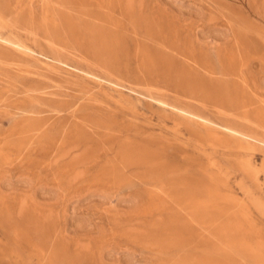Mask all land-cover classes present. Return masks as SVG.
Instances as JSON below:
<instances>
[{"label": "rangeland", "instance_id": "rangeland-1", "mask_svg": "<svg viewBox=\"0 0 264 264\" xmlns=\"http://www.w3.org/2000/svg\"><path fill=\"white\" fill-rule=\"evenodd\" d=\"M55 1L56 2H54V0H0V16H4L2 18L0 17V43H2L0 44V154L2 152L3 154L1 155H4L2 158L4 162L0 159V177L2 174H7L6 176H10L13 183L14 181H17L18 178H32L37 186H43L47 189L46 191H43L46 195L49 193L48 190L50 188L60 184L64 186V197L58 202H52V204H41V206H39L36 204L34 205L32 202H26L22 206V186L16 187L14 189L15 191L10 194L11 196L9 195L10 197H7L8 200L6 198L7 202L5 203V209L10 211L13 219L12 224H9L11 230L8 229L12 238L9 237L8 239V235H5L6 232L4 230V226L0 225V243L2 244H0V251H3L0 252V264H58V262H56L58 259L55 258V256L59 253L63 255H66L67 253V260L70 259L69 261H75L74 264H91V262L93 263L94 261L95 262L93 264H124V261L127 264V261H129L128 259L130 258H132V262L130 261L129 264H166L167 261H170L179 255L188 256L192 253L200 254L204 251L209 254H215L224 245L222 243L223 240L232 242L236 239L243 240L249 244L251 243V245L255 246V249H257L258 255L256 258L251 256L247 251L248 246H239L234 250L228 248L227 251L231 259L229 261L230 264H264V148L262 150V148L257 146L256 149L254 147L255 145H252L248 146L251 150L247 146L246 149H244V152H247L249 155L247 159L251 162L252 170L259 172L258 178L255 180L250 173L247 171L246 173L245 170L241 169L238 157L230 151H223L222 149H219L220 151L218 150V152H214L211 149H207V151L196 150L193 146L194 140L188 131L184 130V135L181 139L178 137L172 141V144L169 145L162 155H160L161 158H166L167 161L175 163V166H179L178 168L183 169L186 168L183 161L184 158L192 157V155L195 154L193 158L199 159L201 162L199 161V164L197 163L199 166L196 168L190 166L192 169L189 168V170L192 173L195 175L198 174L197 170L199 167L201 168L202 163L212 162L216 164V168L215 170L213 169L212 172L210 171L209 174H215L216 176L222 178V180H224L228 185L224 188V192H226L228 198L227 200L221 202V206L229 212L231 220L226 222L231 225L225 232H223V235L217 233L212 235L209 233L211 231L207 232L206 228H202L200 225L192 222L189 218L190 216L182 207L183 202H180L179 200V197L184 191V187L181 186L180 188H177L178 192H175L174 189L169 186H165L166 191L158 189L160 183L157 184L158 181L156 182L154 179L150 180L151 178L149 174L151 175L152 173L151 169H149L150 166L128 163L125 161L126 159L121 153L123 150L121 145L125 142L126 135L114 132V130L110 128V123L104 122L105 124L103 125H96L95 123L92 124L90 122V119L95 120L97 112L104 111L106 114L109 113V115L113 117H115V115L120 116L115 118L122 117L123 120L119 119L120 122L123 121L126 124L150 126L151 123H155L160 126L166 124L168 127L174 128L177 126L179 120L173 114L171 115V112L165 111L157 99L161 98L159 96L160 94L167 91L169 94L176 96L177 99L179 98L182 100V98L184 99L185 93L182 92L180 95L181 91L177 90L172 85L170 86V84L166 81L165 83H163L164 81H160L158 83L151 81L146 82L145 80L135 78L131 75L115 72L116 74H119L116 75L113 72L116 75L115 76L112 74V71H108L103 67L100 68L99 63L94 61L92 56L85 51L84 45L79 42V39L76 41L72 40V43H66L62 40L59 43H55L56 47L51 43V48H49V41L44 32L40 31L42 32L40 33L33 31L32 33V28H29V26L24 24H19L21 26L19 28H15L16 30L9 26V24L12 23L11 18L14 15H24L28 12L29 16H24L29 18L31 16L29 14L31 13V6L33 7V16L35 19L40 18L42 15L43 17L44 15L45 17L48 16L50 19L55 15H59L58 11L61 10L64 12L61 11L60 14L64 13L76 15L78 12L85 9L83 8V5L86 3L85 0H69L67 5H65L64 3L62 4L63 1L58 3V1L61 0ZM143 1L146 6H148L150 12L160 9L162 4L167 5V0ZM171 1L173 2V6H175V8L178 9L179 7H183L181 11V19L185 24L186 32L189 35L195 36L196 33L199 32L197 35L202 37L203 33L206 31L210 30V35H213L212 33H219L220 30H222L223 32L221 31L220 33H227V38L229 39L228 41H231L229 44L233 45L237 43L238 39H240L243 34L241 29L245 26H253L256 30H260V34L258 35L255 30L253 31L254 33H249V35L253 38H258L257 40L260 44L264 43L262 40V38L264 39V0ZM23 2H25V5ZM46 3L49 5H46ZM59 4H62V6H59ZM53 9L57 11H54ZM94 9H96V6L94 5H88L86 7V10L88 11H93ZM183 9L189 12L187 13L186 11H183ZM42 10L47 13H43ZM190 10L193 14H191L192 12ZM184 12L186 13L184 14ZM50 15H52V17ZM115 15L117 18L121 19L123 26L126 28L124 31V39L126 38L128 44H130L133 49L137 43L145 41L151 43L152 45H157L156 42L147 40L146 32L144 30L142 31L140 29L139 31V29H134L133 25H131L132 23L130 24L131 20L121 11H118ZM197 15L199 17H197ZM83 16L85 18L88 17L85 15ZM5 17H7V19ZM186 17L189 18V20ZM89 25L92 27L93 23L89 22ZM217 28L220 30H217ZM7 29H9V31H7ZM224 30H227L228 32H224ZM9 32L12 40L9 39ZM206 34L208 35L209 32H206ZM228 35H230L233 42L230 40ZM17 37H19V39ZM208 39V43L211 45L215 41L214 36H211ZM10 40L14 42V45ZM214 49L215 48H212L210 51L213 57H216L214 56L216 55V49ZM198 54L199 53L194 56L191 55L190 58L185 57V59L184 57H181L178 59L182 62H180V64L188 69H194V72L210 74L206 71L205 65L209 68H211V66L213 68L214 65L204 62V59L200 56L201 54ZM95 63H97V65ZM262 63V60L258 58V56H255V58L250 62L249 67L245 70H248V73L244 71V74H240V72H238L236 75L228 76L217 74L212 77L222 78L223 81L226 80L229 84H233L235 82L233 85L240 89H252L254 90L252 93L254 92L253 94L255 96H261L259 98H262L264 97V90H262V88H264V65ZM197 67L202 70L196 71ZM102 71H108L109 75L108 72L102 73ZM251 71H253L254 74ZM250 73L251 75L248 76ZM255 79H259L257 82H261L263 84H258ZM255 82L256 84L254 85ZM257 86L259 89L261 88V92ZM170 87L172 88L170 89ZM154 94L157 96H154ZM199 105L202 106L200 103ZM211 107H213V110L210 109ZM200 109L206 116L215 121H231V117H234L233 119H240V116L243 115L242 111L233 108H228L226 111H222L223 109L215 107L212 103H207L206 106H202ZM218 111H221L220 114ZM213 113L215 118H212ZM226 113L229 114V117H226ZM218 115L223 116L220 118ZM124 118H126V120ZM159 125L157 127V131H161ZM250 129L260 136L264 135V128L261 126L255 125V127ZM5 157L6 160L4 159ZM148 169L149 171H147ZM144 175L145 177L147 176V180L146 178H143ZM113 176L120 179L119 182H117L119 184H116L115 180H108V177L111 178ZM123 177L126 178V181L123 180ZM97 187H105L107 189L113 188L115 191V197L113 200H116L118 197H130L136 195L138 192H144L146 189L150 188L148 193H153L156 199L170 200L166 201L167 204L169 203L168 205L171 209L168 207L169 209L165 211L164 218L166 217L167 219L165 218L164 221L168 222L169 220L170 228L173 225L172 222H174L175 226H173L175 229L177 227L178 228L175 230L174 227H172L169 234H163L160 229H153V227L149 225L150 222L148 223L145 220H141L142 223L137 220L136 222L134 217H131L130 215L115 212L112 208V204H105L104 206L101 205V207L95 205H89L90 207H87L88 205H86L85 207L82 206V204L80 205L75 202L76 200L83 198L90 189ZM168 189H171L170 192ZM174 194L179 196L177 197L179 200L177 202L179 204H177V202L176 204L173 203L170 195L173 196ZM67 202H69L67 215H70L68 218H65L63 214L64 206L65 204H68ZM73 203L74 205H77L75 213L71 210V205H73ZM27 206L29 209L26 208ZM48 206H50V208ZM27 212H29V214ZM39 214L42 215V217ZM78 214H80L79 216L88 215L85 217L89 218L90 226H92V232L95 233H93L94 235L91 233L88 237L85 235L80 237V234L75 231L73 221L74 217L78 216ZM124 215L126 216L123 217ZM47 216L51 219V221L50 219L48 220ZM33 217L43 218V220L41 219V221H43L42 224ZM46 220H48L49 223ZM235 220H238L239 222L236 223ZM32 221L35 223H32ZM46 222L50 225H48L49 227L47 226L49 230L48 228L45 229V233L43 229L46 227ZM40 224L42 228L39 227ZM34 225H37L38 229ZM184 225L186 226L185 229ZM146 227H148L147 230L152 229L153 232L155 231V236L152 231H148L146 233ZM20 229H26L27 232H30L27 234L26 232H23V230L20 231ZM137 229L139 234L145 233V236L141 234L139 236V234L136 233ZM140 229H142V232ZM51 230H54V233L52 231V233L55 234L54 237L51 235L52 233L49 234ZM119 232H122L121 237L119 236L121 234ZM126 232L128 234L132 233V237H129ZM181 232H183V235ZM22 233H26V236H23ZM135 233L137 235H135ZM16 234H18L19 237H17ZM44 235H46V237ZM56 235L59 236L57 237ZM114 235L115 237H113ZM187 235H189V237L193 235L190 238L191 240H194H192L194 242V246L186 247L188 250L185 248L178 249L177 247L163 250V248L159 247L158 242H163L164 240H174L180 238L181 236L182 240H185L186 237L188 239ZM27 236L31 238V240ZM38 236H40V241L37 240ZM22 237H25L23 238L26 240L25 243L24 240L21 239ZM26 237L31 241V243L35 240L34 243H32L34 245L30 242V244L27 243L29 240ZM47 237H50L48 238L49 240H45ZM147 237L149 239H147ZM14 238L15 242L13 241ZM144 239L149 241H145ZM92 240L93 242H91ZM46 241L50 242V246L54 242L52 248L49 246V242L46 243ZM64 241L67 244L64 243ZM41 242H43L46 247H44ZM56 243L62 247V251ZM28 244L30 246H28ZM55 244L56 246L54 247ZM204 244L205 246L202 247ZM78 247L81 248L79 251L83 254L78 252V250V253L76 252L77 254H74L75 252L73 251L78 249ZM82 247L84 248L82 249ZM47 248H51L49 249V252L51 251L50 253H48ZM67 248H69V252L66 251L68 250ZM52 249H54L55 252L52 251ZM84 249H87L88 251ZM40 250L41 252H39ZM89 250H91L90 252L92 253L94 252L96 258L89 252ZM127 253H131L130 255L133 257H129L130 255H127ZM105 255L107 256L105 257ZM244 256L247 258H244ZM86 257L90 258L86 259ZM43 258L45 260L49 259V261L51 259L53 260L48 263Z\"/></svg>", "mask_w": 264, "mask_h": 264}, {"label": "bare ground", "instance_id": "bare-ground-1", "mask_svg": "<svg viewBox=\"0 0 264 264\" xmlns=\"http://www.w3.org/2000/svg\"><path fill=\"white\" fill-rule=\"evenodd\" d=\"M25 1H27V0H25ZM54 2H56V1L54 0ZM60 2H62V4L64 3L65 5H67V2H69V0L58 1V3H60ZM85 2H86L85 5H83V8H85V9L81 10L76 15L64 14V13L60 14V12L62 11L61 10V11H58L59 15H55L53 18L49 19L48 16L45 17V15H44V17H43V15H42L41 16L42 18L41 17L37 18L38 20L35 19V17L33 16L34 12L32 9L33 7L31 6V13H29L31 16L29 18H26L29 16L28 12H26V14H24V15H26V17L24 15H20V14H18L19 16L14 15L11 18L12 23L9 24V26L12 27V29L16 30L15 28H19L21 26L19 24H24V25L29 26V28H32V33H33V31L44 32V34L47 35V36L46 35L45 36L49 41V43H48L49 48H51V43L55 46V43H59L62 40H64L66 43L67 42L72 43L73 41H76L77 39H79V42H81V44L84 45L85 51L92 56L94 61L99 63L100 68L103 67L104 69H106L108 71H112V74H114L115 72L116 73L120 72V74L123 73L125 75H131L135 78L145 80L146 82L151 81V82L158 83L160 81L161 82L164 81L163 83H165V81H166L168 84H170V86L172 85L177 90H180L181 91L180 95L182 92H184L185 95H184V99L182 98V100L179 98L177 99L176 96L169 94L167 91L160 94L159 96L161 98L157 99L159 104L161 105V107L165 111L171 112V115L173 114L179 120V122L177 123V126L174 128H170L166 124H163L162 126H160L159 124H155V123H151L150 126H137V125H132V124H126L123 121L120 122L119 119H122V117L121 118H115V117H120V116L115 115V117H113V116L109 115V113L106 114V112H104V111L97 112L95 120L90 119V122L92 124L95 123L96 125H103V124H105L104 122L110 123V125H111L110 128L112 130H114V132L122 133V134L126 135V140L121 145V148L123 149L121 151V153L124 156V158L126 159L125 161L128 163L142 164V165L150 166L149 169H151L152 173H151V175L149 174L151 179L150 178H148V179H150V180L154 179L156 182L158 181L157 184L160 183L159 184L160 186L158 189H160V190H165V188H166L165 186H169L170 188H173L175 192L176 191L178 192L177 188H180L181 186L184 187V191L182 192V195L180 197L178 195H175V194H174L175 196L170 195L173 203L176 204V202L180 200V202H183L182 207H183L184 211H186L188 213V215L190 216L189 218L192 220V222L200 225L202 228H206L207 232L211 231L209 233L212 235L216 234V233L223 235V232H225L231 225L230 223L226 222L228 220H231V216H230L229 212L223 206H221V202L227 200V198H228V195L226 194V192H224V188L227 187L228 185L224 180H222V178L216 176L215 174L214 175L209 174L210 171L212 172L213 169L215 170L216 164L212 163V162L211 163L210 162L202 163L201 168L199 167L197 170L198 174L195 175L194 173H192L189 170V168H191L190 166L195 167V168L199 166L198 162L200 160L193 158V156L195 154L192 155V157L184 158L183 161L185 163L184 165L186 168H183V169L178 168L179 166H175L176 165L175 163L167 161L166 158L165 159L161 158L160 155H162V153L165 152V150L169 147V145L172 144V141H174L178 137H180V139H181L184 135V130H185V131H188L190 133V135L192 136V139L194 140L193 146L196 150L207 151V149H211L214 152H218L219 149H222L223 151L228 150L231 153H233L236 157H238V159H239L238 161H240L239 166L241 167V169L245 170V172L247 171L248 173H250L251 176L253 177V179L257 180L259 172L256 170L255 171L252 170L251 162L249 159H247V157L249 155L247 152H244V149H246V146L248 147V146H252V145L253 146L255 145L254 146L255 148L257 146H259L260 148H262V150L264 148V135L260 136L257 133H255L254 131H251V129H250V128L255 127V125L261 126L264 128V99H262L264 97L259 98L261 96H258V97L255 96L253 94L254 92L252 93V91H254V90H252L251 87H250L251 90L246 89V88L240 89V88L236 87L235 85H233L235 82L233 84H229L228 82H226V80L223 81L222 78H219V77L213 78L212 77L213 75H217V74L228 75V76L229 75H236L238 72H240V74L241 73L244 74V71L247 69V67H249L250 62L255 58V56H258V58H260L262 60V62H263L262 64L264 65V43L260 44V42L257 40L258 38L256 39V38H253L251 35H249V33H252L256 29L253 26H245L243 29H241L243 34L241 33L242 35H241L240 39H238L237 43L231 45V44H229V42H231V41H228L229 39L227 38V33L226 34L220 33L222 30H220L218 28H217V30H220V32L215 33V34L212 33L213 35H210L211 34L210 30L206 31V32H209L208 35L206 34V32L203 33V31H202V33H203L202 37L200 35H197V33H199V32H197L195 36L187 34L185 24L183 23V21L181 19V13H182L181 11H182L183 7L182 8L179 7L178 9L175 8V6H173V2L171 0H167L166 1L167 5L162 4L160 9H157V10L152 11V12H150L148 6H146V4L144 3L143 0H85ZM23 3L25 5V2H23ZM54 4H56V3H54ZM62 4H59V6L60 5L62 6ZM168 4H169V6H168ZM46 5H49V4L46 3ZM50 5H51V3H50ZM88 5H94V6H96V9H94L93 11L92 10L88 11L89 9L86 10V7ZM178 6H180V5H178ZM23 7H25V6H23ZM45 7H47V6H45ZM18 9H20V8H18ZM21 10H22V8H21ZM25 10H26V8H25ZM54 11H57V10H54ZM118 11H121L124 15H126L131 20L130 24L132 23L131 25H133L134 29H139V31H140V29L142 31L144 30L146 32L147 40L152 41V42H156L157 45L155 46V45H152L151 43H148L145 41L142 43H137V45L133 49L130 46V44H128L126 38L124 39V31L126 30V28L123 26L121 19L117 18V16L115 15ZM183 11H186V10L183 9ZM40 12H41V10H40ZM42 12L45 13V11H43V10H42ZM62 12H64V11H62ZM186 12H184V14ZM40 14H39V16H40ZM48 14H50V13H48ZM191 14H193V12ZM83 15L88 16V17L85 18ZM50 16L52 17V15H50ZM0 17L2 18L4 16H0ZM197 17H199V16L197 15ZM5 18L7 19V17H5ZM187 19L189 20V18H187ZM89 22L93 23L92 27L89 25ZM24 25H22V26H24ZM5 30H3V31H5ZM7 31H9V29H7ZM197 31H198V29H197ZM225 31H227V30H224V32ZM259 31L260 30L257 29L255 32L258 33V35H259L260 34ZM11 32H12V30H11ZM42 32H40V33H42ZM133 33H134V31H133ZM211 36H214V39H215V41L213 40L214 42L212 45L208 43V40H209L208 38ZM228 36L230 37V35H228ZM9 37H10L9 39H11L10 32H9ZM17 38L19 39V37H17ZM230 40H232L231 37H230ZM262 40L264 42L263 38H262ZM2 41H5V40H2ZM16 42H18V41H16ZM232 42H233V40H232ZM13 43L14 42H12V44ZM0 44H2V43H0ZM34 44H36V43H34ZM15 46H18V45H15ZM8 48H10V47H8ZM20 48H21V46H20ZM212 48L216 49V52H215L216 55H214L216 57H213V55L211 54L210 50ZM25 49H27V48H25ZM197 53H199L198 55L201 54L200 56L204 59L203 60L204 62L214 65L213 68L211 65H210L211 68H209L208 66L206 67V65H205L206 71H208L210 74L197 73V72L193 71L194 69L193 70H191V68L188 69V68L184 67L182 64H180L181 60H179V59L181 57H184V58L189 57L190 58L191 55L194 56ZM195 58H193V59H195ZM58 60H56V61H58ZM97 63H95V64L97 65ZM93 64H94V62H93ZM198 68L199 67H197L196 71L202 70V69H198ZM108 71H102V73H107ZM247 71H245V72H247ZM251 72L253 73V71H251ZM108 75H109V72H108ZM116 75H119V74H116ZM249 75H251V73L248 74V76ZM243 76H242V78H243ZM257 78H260V77H257ZM230 79H232V78H230ZM241 81H243V80H241ZM257 81H259V79H257L256 82ZM256 82L254 83V85L256 84ZM257 83L260 85L263 84L261 82H257ZM151 87H153V86H151ZM260 87H262V86H260ZM171 88L172 87H170V89ZM258 89H259V87H258ZM262 90H264V88H262ZM260 92H261V90H260ZM150 93H152V92H150ZM155 94H154V96H157ZM151 96H153V95H151ZM199 103L202 106H206L207 103H212L215 107L223 109L222 111H226L228 108H233V109L242 111L243 115L241 114L242 116H240V119H233L234 117H231L232 119L229 118V119H231V121H228V120L215 121V120L211 119L210 117L206 116L202 112V110L200 109L202 106H200ZM210 109L213 110V107H211ZM215 109H217V108H215ZM220 112H219V114H220ZM222 113H224V112H222ZM228 113H230V112H228ZM124 114H126V113H124ZM208 115H210V114H208ZM213 115H214V113L212 114V116ZM228 115L229 114H227L226 117ZM121 116H123V115H121ZM221 116H223V115H221ZM221 116H219V117L221 118ZM212 118H215V117L213 116ZM124 119L126 120V118H124ZM138 125H139V123H138ZM158 125L160 126L159 128H161V131H157ZM39 128H40V126H39ZM105 128H108V127H105ZM40 130H38V131H40ZM34 132H35V130H34ZM188 132H186V133H188ZM253 150H254V148H253ZM1 154H3V153L1 152ZM222 154H224V153H222ZM263 154H264V152H263ZM3 156L2 155L0 156V159L2 160V162H4L2 159ZM4 159L6 160V157ZM0 163H1V161H0ZM234 163H236V162H234ZM193 165H197V166H193ZM149 169L147 171H149ZM263 169H264V166H263ZM216 171H218V170H216ZM250 174H248V175H250ZM6 175L2 174V176L0 177V225L4 226V230L6 232L5 235L6 236L8 235V239H9V237H11L12 235L10 234V231L8 229L11 230L9 224H12L13 219H12L10 211L5 209V203L7 202L6 198L11 196L10 194L15 191L14 189L16 187L22 186L21 187V195H22L21 201L23 202V203H21L22 206L26 202H32L34 205L36 204V205L41 206V204H49V203L52 204V202L54 203V202L60 201L64 197V188H63L64 186H62L60 184L61 186L57 185L55 187H52L48 190L49 193L46 192L47 193V195H46L43 193V191H46L47 189H45V187H43V186L42 187L37 186L36 183H34L32 178H26V177L18 178V180L14 181V183H13L10 179V176L7 177ZM112 175H113V172H112ZM220 175L222 176L221 173H220ZM114 176H115V174H114ZM140 176H142V175H140ZM113 177H111V178L108 177L109 178L108 180H110V179L115 180L116 184H119L117 182H119L120 179L114 177V178L118 179V180H116ZM146 177L144 175L143 178H146ZM125 179L126 178H124L123 180H125ZM146 180H147V178H146ZM120 183H121V181H120ZM149 189H146L144 192L143 191L138 192L136 195H133L130 197H126V198L118 197L116 200H113V198L115 197V191L113 190V188L107 189L105 187H97L94 189L93 188L90 189L89 192L83 198L78 199L75 202L79 203L80 205L82 204V206H85V207H86V205H88L87 207H90L89 205H95V206L101 207V205L104 206L105 204H109V205L112 204V208L114 209L115 212H117V213L119 212V214L123 213V214L130 215L131 217H134L135 221L137 220V221L141 222V220H145L148 223L150 222L149 225L151 227H153V229L157 228V230L160 229L161 233L169 234V232H171L170 229H172V227L175 226L174 222H172L174 226L172 225V227L170 228L169 220H168V222L164 221V219L166 218V217L164 218V213L167 209L170 208L168 205L169 203L167 204L166 201H170V200L163 199L165 201L164 202L163 200L156 199V197L153 193H148L150 191ZM168 190L170 192L171 189H168ZM167 192H165V193H167ZM177 197H179L180 199L178 200ZM229 198H230V196H229ZM7 200H8V198H7ZM19 202H20V200H19ZM67 203L68 204H65V206H64L63 216L65 218H68V216L70 215V214L67 215L68 210H69L68 209L69 202H67ZM9 204H10V202H9ZM21 204H19V205H21ZM177 204H179V203L177 202ZM10 206H11V204H10ZM48 207L50 208V206H48ZM51 207H53V206H51ZM26 208H28V206ZM44 208H46V207H44ZM71 210L73 213H75V211L77 210V205H74V203H73V205H71ZM48 212H49V210H48ZM27 213L29 214V212H27ZM79 215L80 214H78V216L74 217V221H73L74 226L73 227H74L75 231L80 234V237L82 235H85L88 237V235H90L91 233L92 234L94 233V232H92V226H90L89 218L85 217L88 215H85V216H79ZM81 215H84V214H81ZM21 216H23V215H21ZM26 216H27V214H26ZM40 216L42 217V215H40ZM40 216H38V217H40ZM48 216H50V215H48ZM48 216H47V218H48ZM125 216L126 215H124L123 217H125ZM38 217H36V218L33 217V218L42 224L43 221H41V219L43 220V218H38ZM182 217H184V216H182ZM44 219H46V218H44ZM49 219L50 218H48V220ZM52 219H53V217H52ZM27 220H28V218H27ZM48 220H46V221H48ZM240 220H242V219H240ZM50 221H51V219H50ZM135 221H133V222H135ZM170 221H171V219H170ZM23 222H24V220H23ZM131 222H132V220H131ZM238 222L239 221L237 220L236 223H238ZM32 223H35V222L32 221ZM48 223H49V221H48ZM48 223L46 222V224H45L46 227H44V229H43L44 231L46 228L49 227L48 225H50V224H48ZM41 224L39 226L40 228H42ZM175 224H176V222H175ZM26 225H27V223H26ZM21 226H20V228H21ZM35 227H37V229H38L37 225ZM185 227L186 226L184 225V229H185ZM234 227H236V226H234ZM147 228L148 227H146V230H147ZM182 228H181V230L183 231ZM130 229H132V228H130ZM174 229H175V227H174ZM188 229H189V227H188ZM21 230H23V229H20V231ZM24 230H26V229H24ZM24 230H23V232H26L27 234L30 232V231L27 232V230L26 231H24ZM48 230H49V228H48ZM129 230H128V232H129ZM135 230H136V228H135ZM141 230L142 229H140V231ZM144 230H145V228H144ZM179 230H180V228H179ZM0 231H1V229H0ZM52 231L54 233V230H51L49 232V234H51ZM99 231H100V229H99ZM148 231L153 232V230L151 229V230H147L146 233ZM160 231H159V233H160ZM185 231H187V230H185ZM72 232H74V231H72ZM96 232H97V230H96ZM154 232H153V235H154ZM26 233H22V235L26 236ZM45 233H46V231H45ZM53 233L51 235L54 237L55 234H53ZM55 233H56V231H55ZM104 233H105V231H104ZM119 233H121V234L119 235ZM119 233H118V235L121 237L122 232H119ZM136 233L139 234L138 229H137ZM136 233H135V235H137ZM181 233L183 235V232H181ZM35 234H37V233H35ZM38 234H39V232H38ZM57 234H58V232H57ZM126 234H128V233L126 232ZM131 234L129 233L128 236L132 237L133 234L132 235ZM140 234H139V236H140ZM33 235H34V233H33ZM141 235L145 236V233H142ZM189 235H187L188 239L186 236H184V237H186L185 240H182V236H181L180 238H177L174 240H169V241L164 240L163 242H158L159 247L163 248V250L164 249L167 250L169 248H174V247H177L178 249L185 248L186 250H188V248H186V247L194 246V242H193L194 240L192 239L193 240L192 241L190 238L193 235H191L190 237H189ZM242 235H243V232H242ZM16 236L19 237L18 234H16ZM40 236L37 237L38 238L37 240H39ZM44 236L46 237V235H44ZM47 236H48V231H47ZM97 236H95V237H97ZM50 237H47L45 240H47ZM113 237H115V235ZM123 237H124V235H123ZM15 238L13 239V241L15 240ZM23 238H25V237L21 238L22 240H24V243H25L26 240ZM66 238H67V236H66ZM84 238H86V237H84ZM136 238H137V236H136ZM143 238H146V237H143ZM29 239L31 240V238H29ZM41 239H42V237H41ZM140 239H142V238H140ZM147 239H149V238L147 237ZM30 240L27 243H29V242L31 243ZM78 240H79V238H78ZM150 240H152V239H150ZM34 241L32 243H34ZM147 241H149V240H147ZM158 241H160V240H158ZM17 242H19V241H17ZM48 242L49 241H46V243H48ZM91 242H93V240ZM95 242H96V240H95ZM107 242H108V240H107ZM154 242H156V241H154ZM243 242L244 241L240 240V239H236L235 241H232V242H229L228 240H223L222 243L224 245L215 254H209L208 252L204 251L200 254L192 253L191 255H188V256L179 255L178 257L173 258L170 261H167L166 264H230L229 261L231 259H230V256H229L227 249L230 248V249L234 250L236 247H239V246H248L247 247L248 253L251 256H253L254 258H256L258 255V251H257V249H255V246L251 245V243L249 244V243H246V242L243 243ZM53 243L50 246V242H49V246L51 248L53 246ZM64 243H66V242L64 241ZM67 243H68V240H67ZM20 244H21V242H20ZM29 244H28V246H30ZM41 244L44 246L43 242H41ZM56 244L54 245V247L56 246ZM77 244H78V242H77ZM77 244H75V245H77ZM195 244H197V243H195ZM32 245H34V244H32ZM58 245L59 244H57V246ZM156 246H157V244H156ZM203 246H205V244L202 245V247ZM44 247H46V246H44ZM80 247H81V245H80ZM224 247H227V248H224ZM51 248H47L48 253L51 252V251L49 252V249H51ZM59 248L61 249L62 247H60V245H59ZM83 248L84 247H82V249ZM85 248H88V247H85ZM54 249H52V251H54ZM67 249L68 250H66V251L69 252V248H67ZM80 249L81 248L78 247V249L73 251V252H75L74 254H77L78 252H80L79 251ZM77 250H78V252H77ZM84 250L88 251L87 249H84ZM31 251H32V249H31ZM55 251H56V249H55ZM61 251H62V249H61ZM90 251L91 250H89V252ZM39 252H41V250ZM64 252H61V253H64ZM195 252H196V250H195ZM80 253H82V252H80ZM90 253H92V252H90ZM9 254H11V253H9ZM71 254H72V252H71ZM92 254H93V256H95L94 252ZM130 254L131 253H129V254L127 253V255H130ZM175 254H176V252H175ZM54 255H52V256H54ZM66 255H67V253H66ZM66 255H63L60 253L57 254L55 256V258L58 259L56 262H58V264H74L75 261H69L70 259L67 260ZM237 255H238V253H237ZM79 256H75V257H79ZM85 256H86V253H85ZM88 256H89V254H88ZM93 256H92V258H93ZM106 256L107 255H105V257ZM90 257H88V258L86 257V259H89ZM129 257H133V256L130 255ZM95 258H96V256H95ZM98 258H99V256H98ZM244 258H247V257L244 256ZM131 259L132 258L128 259L129 261H127V264L130 263ZM52 260L53 259H51L50 261H52ZM78 260H79V258H78ZM82 260H83V258H82ZM45 261H47L48 263L50 262L49 259H47ZM93 263L91 262V264H93ZM124 264H126L125 261H124Z\"/></svg>", "mask_w": 264, "mask_h": 264}]
</instances>
